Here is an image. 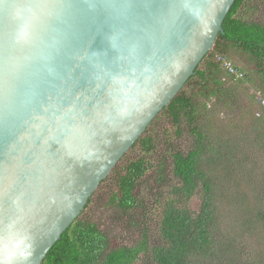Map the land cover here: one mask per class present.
<instances>
[{
  "label": "water",
  "instance_id": "1",
  "mask_svg": "<svg viewBox=\"0 0 264 264\" xmlns=\"http://www.w3.org/2000/svg\"><path fill=\"white\" fill-rule=\"evenodd\" d=\"M234 1L0 0V264H42Z\"/></svg>",
  "mask_w": 264,
  "mask_h": 264
},
{
  "label": "trees",
  "instance_id": "2",
  "mask_svg": "<svg viewBox=\"0 0 264 264\" xmlns=\"http://www.w3.org/2000/svg\"><path fill=\"white\" fill-rule=\"evenodd\" d=\"M263 11L264 0H235L213 49L154 119L153 122L158 123L166 120L178 138L189 136L192 139L187 153L171 151L169 166H166L167 157L158 161L155 172L160 173L154 180L160 185L161 193H166V198L159 195L160 198L148 204L137 195L147 170L153 167L148 158L157 153L155 143L160 136L153 131L147 134V130L130 149L139 146L137 152L142 155L126 165L121 161L127 154L119 161L42 264H144V259L155 264H264V245L257 243V247L254 242L256 231L264 229V209L259 207L264 206V186L255 181L252 171L261 167L259 158L252 155L254 143L264 142V21L259 19ZM230 67L236 73H232ZM228 107L234 111L242 109L238 118L247 120L243 128H237L242 138L226 137L219 133L220 129L214 132L213 123L204 122L202 126L199 122L201 115ZM165 138L170 149L172 142L168 133ZM242 142L248 144L247 147ZM166 171L171 172L175 184L170 183L164 174ZM220 172L228 177L232 194L218 181ZM243 181L245 188L241 187ZM104 183H110L106 206L119 210L124 225L136 221L139 231L136 242L127 244L124 238L109 236L94 219L97 213L89 211ZM251 190L259 194L250 195L248 203L245 198ZM225 195L233 196L246 207L254 206L248 213V226L246 223L244 226L249 230L246 237H232L223 225L219 200ZM198 196L201 206L196 213L189 205ZM134 211H140L142 218ZM148 213L155 217L148 220ZM152 222L160 236L154 247L149 238ZM122 232L125 237L126 229ZM235 244H241L240 250H246L241 257L232 249Z\"/></svg>",
  "mask_w": 264,
  "mask_h": 264
},
{
  "label": "rangeland",
  "instance_id": "3",
  "mask_svg": "<svg viewBox=\"0 0 264 264\" xmlns=\"http://www.w3.org/2000/svg\"><path fill=\"white\" fill-rule=\"evenodd\" d=\"M259 19L261 21H264V11L259 13ZM240 104H241V101H240ZM241 110L242 109L237 108V110L234 111V109H230L229 107L223 108V109H215V112L211 114H208L205 116L201 115L199 122L202 126H204V122L213 123L211 128L215 129L214 132L217 129H220L221 131L219 133H221L222 135H225L226 137L238 136L242 138V135L237 131V128L238 127L243 128V125L247 123V120L238 118V116L241 113ZM152 131L160 135L159 137L156 138L157 142L155 143V149L157 150V153L149 156L148 159L150 160V163L152 164L153 167H150L147 170V173L143 181L139 185V188H138L139 191L137 193V195L138 196L140 195L141 198L146 200L148 204L153 203L154 198H157V197L160 198L159 195L161 196L166 195L165 192L161 193V190L159 188L160 185L157 186L155 184L156 181L154 180L159 176V173H160V172L159 173L155 172V170L159 166L158 161L160 159L163 160L164 157H167L168 160L166 161V166H169L171 151L178 150V151H182L183 153H187L189 150H191V141H192L191 137L189 136L178 138V135L175 133L174 129L170 127L168 122L164 119L160 121L159 123L157 122L147 134H150V132ZM167 133H168V138L172 142V147L170 149H167V145L165 143L167 139L165 138ZM242 143L245 147H247L248 144L244 142ZM262 146H264V142H262V144L260 145L254 143L253 148L255 150L254 151L255 153L252 155H255L259 158V163L261 162L260 164L261 167H257V168L255 167V170H252V171L255 174L254 176L256 179L255 181L257 182L260 181L261 185L264 186V178H263L264 176V147ZM138 148L140 147L137 146L136 148H134L129 153V155L121 162V164L126 165L128 162L132 161V159H135L136 157L141 156L142 153L140 151L137 152ZM248 149H252V148L248 146ZM169 171H171V169ZM164 174L168 177V180L170 181V183L171 181L173 182V184L176 183L171 172L167 173L166 171ZM217 179L218 181H220V183L223 186H226L228 188L227 193L232 194L231 186L228 184V177L225 176L222 172H220V174H218L217 176ZM109 184L104 183L105 188H102V186L104 187V185L100 186L101 190L99 193L95 194L93 198V202L89 206V211L91 213H94V212L97 213L94 219L97 220V224L109 236L116 238V239L124 238L123 242L127 244L134 243L137 241L138 235H139L138 228L135 226L136 221H131L132 224L128 222L127 225H124L123 222L120 220L121 215H120L119 210L115 207L106 206L108 203L107 189L109 187ZM243 184H245L244 181L241 183V187L245 188ZM148 185H151L152 188L148 187ZM253 193H255V191ZM253 193H252V190L248 192V195L245 198L246 202L249 203V200H248L249 196L252 195ZM255 194H259V193H255ZM189 206L192 209V211L197 213L200 210V206H201L200 197L199 196L195 197L191 201ZM219 206H220V210L222 213L223 225L229 229L230 233H232V237L234 238H237L238 236L246 237V235H248L249 233V230L244 228V226H245V223L248 226V220H249L248 218L250 215L248 213H251L254 206L247 205L248 207H246L245 205H242L236 199H234L233 196H228V195H225L224 198H221L219 200ZM259 207L261 209H264V206H259ZM157 209L161 211V207ZM139 212H136L137 213L136 216L138 218L139 217L142 218L141 216H139ZM150 215L151 213L146 214V217L148 218V220H151V217H155V216H150ZM131 220H136V219L132 218ZM243 221L245 222L242 223ZM124 228L126 229L125 237L122 236V233H123L122 231ZM149 228H150V232H149L150 245L152 247L157 246L158 237L160 238V236L157 233L156 224L152 222ZM225 230L227 231V229ZM256 232L258 233L257 235H255L256 241L254 242H256V246L259 247L257 243L264 245V229L258 230ZM213 240L217 242L216 237H214ZM113 243H117V242H113ZM240 245L241 244H235L236 247L232 248L233 251L237 253V257H241L242 252L244 251L246 252V250H240V248H242V247H239ZM143 262H145L144 264H155L146 259H144ZM201 264H204V262H201Z\"/></svg>",
  "mask_w": 264,
  "mask_h": 264
},
{
  "label": "built area",
  "instance_id": "4",
  "mask_svg": "<svg viewBox=\"0 0 264 264\" xmlns=\"http://www.w3.org/2000/svg\"><path fill=\"white\" fill-rule=\"evenodd\" d=\"M230 71L232 72V73H236L233 69H231V67H230ZM240 76V75H239Z\"/></svg>",
  "mask_w": 264,
  "mask_h": 264
},
{
  "label": "clouds",
  "instance_id": "5",
  "mask_svg": "<svg viewBox=\"0 0 264 264\" xmlns=\"http://www.w3.org/2000/svg\"><path fill=\"white\" fill-rule=\"evenodd\" d=\"M147 173V172H146ZM146 175V174H145Z\"/></svg>",
  "mask_w": 264,
  "mask_h": 264
}]
</instances>
